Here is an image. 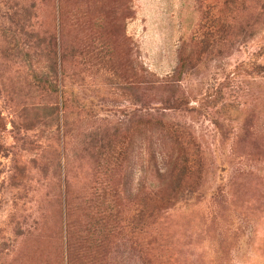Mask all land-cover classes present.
Listing matches in <instances>:
<instances>
[{
  "label": "rangeland",
  "instance_id": "rangeland-1",
  "mask_svg": "<svg viewBox=\"0 0 264 264\" xmlns=\"http://www.w3.org/2000/svg\"><path fill=\"white\" fill-rule=\"evenodd\" d=\"M197 2L0 0V264H264V0L188 68ZM158 119L197 172L142 229ZM102 191L114 229L92 219Z\"/></svg>",
  "mask_w": 264,
  "mask_h": 264
},
{
  "label": "trees",
  "instance_id": "trees-1",
  "mask_svg": "<svg viewBox=\"0 0 264 264\" xmlns=\"http://www.w3.org/2000/svg\"><path fill=\"white\" fill-rule=\"evenodd\" d=\"M241 3L242 0H221L219 5L213 0H198L197 24L188 36V68H194L200 59L199 56L208 52L220 36L227 34L231 28L230 19L237 12ZM51 41L52 39H50ZM154 122L155 124L149 127L148 131L151 134L154 133L152 127L157 126L161 131V137L156 143L157 149L154 150L152 144L146 147L147 166L143 165L141 168L142 177L135 194L136 196L141 195L142 201L140 199L139 211L129 219V223L139 224L142 229L156 215L158 210L155 209L156 204L167 203L181 195L183 193L182 186L188 181V176L197 172L196 150L192 151L188 147V140H186L188 138L184 136V133L167 125L162 120L158 119ZM119 146L120 142L113 139L112 136H107V138L97 140L95 149L99 158L108 159L107 164L115 165L120 159V155H124ZM126 162L127 171L132 176L135 174V170L128 160ZM128 183L133 190L132 181ZM101 193L103 191L97 192L94 195L96 198L90 202H95L99 207L98 217L92 219H96L97 224L106 223L107 227L114 229L118 227V216L112 211L111 200L106 199Z\"/></svg>",
  "mask_w": 264,
  "mask_h": 264
}]
</instances>
